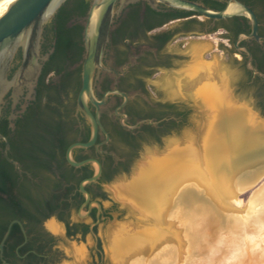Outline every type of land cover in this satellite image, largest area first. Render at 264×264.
I'll use <instances>...</instances> for the list:
<instances>
[{
  "label": "flooded vegetation",
  "instance_id": "af4514ba",
  "mask_svg": "<svg viewBox=\"0 0 264 264\" xmlns=\"http://www.w3.org/2000/svg\"><path fill=\"white\" fill-rule=\"evenodd\" d=\"M211 8L212 3H224L229 0H197ZM243 4V0H238ZM253 5H248L258 18V34L264 36V0H253ZM138 7L136 19H131V5L127 6L122 14L115 19L112 25L107 50L103 59V69L94 83V94L98 100L106 96L105 102L100 106V122L106 130L107 136L99 131L96 143L89 148H75L73 159L82 161L88 158L100 162L103 165L111 160V170L118 172L114 178L125 171H120L121 164L131 162L138 157L143 144L160 146L162 143L179 140L183 129L189 124L190 105L182 98L162 99L158 90L148 82L158 72L171 73L175 71L177 62L181 56L168 50V45L176 37L193 36L197 34H210L221 31L223 38L231 45V53L239 57L242 77L239 81V91H250L253 94V103L244 101L246 107L254 108L262 114L260 108H264V94L260 88L264 86V77L255 74L247 67L248 55L245 51L237 50L235 44L240 34H249L251 26L247 19L245 32L234 37L233 31L227 21L218 22L211 19L202 20L200 16L176 17L160 24L178 10L160 4V15L148 12L149 5L144 2L135 3ZM223 7V8H224ZM222 8V9H223ZM87 14H79L75 10L68 11L65 17L66 32L72 41L80 40L83 45L84 18ZM196 18L203 24H197ZM243 21V20H242ZM176 26H171L174 23ZM152 26L150 29H147ZM56 23L49 30H44L42 53H47L49 45L56 42ZM80 31V38L77 32ZM239 47L246 48L252 55L251 65L263 75L259 68V61L264 65V39L245 38L238 43ZM19 60V58H17ZM81 60L75 63L72 69L81 65ZM15 63V67H17ZM44 66L42 69V73ZM41 73V75H42ZM40 75V77H41ZM62 75L49 73L47 81L58 82ZM40 79V78H39ZM36 87L35 99H26V93L20 96L14 103L10 94L5 98L2 106L1 120L8 121L9 136L3 135L6 140L0 138V221L10 224L11 229L4 241L3 251L0 252V264H56L60 260V251L57 248L59 236L53 235L45 228V222L53 220L64 231L68 239H80L90 235L92 246H87L86 264H105L102 242L97 234L101 223L111 221L112 213L116 211V203L110 202L109 208L103 205L104 197L107 198L105 186L110 182H102L100 178L85 186L90 195L89 203L99 202L101 212L98 217V209L95 205L89 208L83 206L85 196L79 190V178L94 172V166L88 163L79 168L71 166L64 155L56 154L54 157L40 152L41 141L37 137H29L26 125L30 122V114L44 110L46 99L41 102L42 108H29L37 100ZM81 87V86H80ZM80 90V89H79ZM78 90V92H79ZM119 93H112V91ZM72 91L60 96V108H69L71 116L75 119L71 135L74 142H87L91 136V126L85 117L77 110V95ZM237 97L235 91L231 94ZM26 104L25 108H22ZM92 113L96 108L89 104ZM186 113V115H184ZM15 115L14 119L11 117ZM35 116V115H34ZM13 124L14 126L12 127ZM18 124V125H17ZM87 139H85V136ZM113 135V137L111 136ZM129 135L137 141V148L128 145L123 136ZM70 143L69 145H71ZM68 148V147H67ZM66 148V150H67ZM120 171V172H119ZM102 175V174H101ZM64 176V179H62ZM113 178V180H114ZM3 207L13 208L17 216L8 218ZM81 213L85 216L80 217ZM74 216V217H73ZM98 238L91 234V225ZM31 223L32 230L28 233L25 223ZM22 227L20 226V224ZM13 225H17L18 231L11 235ZM7 231V230H6ZM6 233V232H5ZM4 233V235H5ZM47 239H42V235ZM3 235V236H4ZM3 237L0 240L2 241ZM35 244V245H34ZM43 245V251L38 253L37 246ZM33 254L36 257L28 261Z\"/></svg>",
  "mask_w": 264,
  "mask_h": 264
},
{
  "label": "bare ground",
  "instance_id": "6f19581e",
  "mask_svg": "<svg viewBox=\"0 0 264 264\" xmlns=\"http://www.w3.org/2000/svg\"><path fill=\"white\" fill-rule=\"evenodd\" d=\"M14 1H0V16ZM192 48L201 53L207 47L194 42ZM195 67L187 73L210 74L212 64L197 60ZM209 83L197 91L212 111L201 150L191 144L153 158L118 188L119 197H130L141 218L152 223L134 233L126 228L115 233L109 248L116 264H242L245 256L243 264H264V187L256 188L245 206L238 199L263 174L264 123L255 125L250 109L231 103L224 89ZM183 201L195 221L181 229L177 208ZM46 225L61 232L53 220Z\"/></svg>",
  "mask_w": 264,
  "mask_h": 264
},
{
  "label": "water",
  "instance_id": "95a60500",
  "mask_svg": "<svg viewBox=\"0 0 264 264\" xmlns=\"http://www.w3.org/2000/svg\"><path fill=\"white\" fill-rule=\"evenodd\" d=\"M1 1V0H0ZM67 0H15L8 10L0 16V116L5 98L10 94L14 103H17L20 96L26 93V99H35L36 87L42 73L45 62L53 53L51 48L47 53H42L43 33L45 26L53 19L57 11ZM138 2L148 4L152 9L159 10L163 4L172 9H179L196 13L198 16L213 21L226 20L236 16H243L249 20L251 32L240 34L235 48L245 51L248 55L247 67L261 77L264 75L257 71L252 65V55L246 49L238 46V43L245 38L261 41L264 36L258 34V18L255 12L246 4L238 0H229L221 10H213L197 0H92L87 15L84 18L83 45L84 56L81 63V87L77 95V110L85 117L91 126V136L87 142H75L68 146L66 159L68 163L79 168L88 163L94 166L93 174L83 179L79 184L80 192L85 196L83 206L88 205L90 195L85 186L96 182L102 174V167L98 160L88 158L82 161L73 159L75 148H89L96 143L99 131L109 136L100 122V106L105 102L106 96L98 100L94 94V83L103 69V59L109 42V35L115 19L118 18L124 9ZM20 54V59L17 56ZM17 63V67H15ZM227 91L229 86L225 84ZM112 93H119L112 91ZM89 104L96 108L95 113L90 110ZM26 104L22 106L25 108ZM253 113L255 125L264 123V115L256 112L254 108H247ZM15 115L11 117L14 119ZM12 127L14 126L11 124ZM0 138H6L0 134ZM199 144V143H198ZM202 146V140L200 148ZM153 159V158H152ZM148 163V162H147ZM264 187V182L259 186ZM256 190V189H255ZM254 190V191H255ZM252 192V195L255 192ZM251 195V197H252ZM250 197V198H251ZM95 205L98 209V217L101 212L99 202L89 203V208ZM80 209L79 216L84 217ZM54 220V219H53ZM91 225V234L98 238ZM22 227L21 223H19ZM9 225L0 243V252L3 251V244L11 229ZM23 229V227H22ZM24 231V229H23Z\"/></svg>",
  "mask_w": 264,
  "mask_h": 264
},
{
  "label": "rangeland",
  "instance_id": "374dc122",
  "mask_svg": "<svg viewBox=\"0 0 264 264\" xmlns=\"http://www.w3.org/2000/svg\"><path fill=\"white\" fill-rule=\"evenodd\" d=\"M201 19L205 20L203 17H201ZM177 24L179 23L176 22L171 26H176ZM220 33L221 31L210 34L201 33L193 36L176 37L175 40L167 47L171 52H176L181 56L180 61L177 62L175 71L171 73L158 72L148 80V82L154 85V87L158 90V96L162 99L182 98L190 105L189 124L183 129L182 137L179 140L167 141L162 143L160 146H156L154 144H143L138 157L135 159L133 164L130 165L129 171L126 174L117 176L107 186H105L107 198L103 202L104 207L109 208L110 202L116 203V211L112 213V220L101 223L97 229V234L102 242L105 264H116V261L111 257L109 244L112 237L119 229L122 228L125 230L126 228L125 231L128 229V232L132 231L131 233H134L152 223L150 220L141 218L139 211L137 210L138 207L133 206V202L130 197H119L118 188L120 185H129L133 181L134 177L139 175L141 168L146 165L147 162L152 160V158H160L162 156L166 157V155H169L175 148L181 149L183 147V149H186L184 146L186 147L187 145L190 146L192 144L193 147H196L194 148L195 150H201V140L203 141V138L206 136L205 133L207 134L208 116L212 111L209 110L210 108H207L208 106H206V104H204L197 96L199 88L201 89V87L208 85L206 84L207 82H211V84L209 83L210 85L214 83L216 88L220 90L221 88L222 90L224 89L228 96H230L232 101L231 103H235L237 106L245 107L244 101H247L249 104L254 102L252 92L239 91L238 84L242 77L239 57H235L231 53L230 43L227 42V40L223 38ZM194 42L204 43L207 48L202 50L201 53H196L192 48V44ZM197 60L212 64L210 74L208 72H198L199 74L190 73L191 75L188 74L190 69L194 70V68H196L195 63ZM222 78L224 79L223 81ZM225 84L229 86V91H227ZM233 91L237 93V97L231 96ZM247 108L250 107L248 106ZM189 146H187V148ZM263 182L264 170L263 174L255 182H253V184L246 188L242 193L238 194V199L241 201L242 206L247 204L252 192L261 186ZM127 199L130 200V202ZM189 207L191 208V205H189L188 202L183 201L182 206L177 208V211L181 213V216L178 218L179 222H181L178 223V226L181 229L185 226V223H194L195 221V218L187 211ZM256 208V206L253 208V212L256 211ZM47 222H45V228L53 235L60 237V239L57 240V248L60 251V260L56 264H86L85 256L87 254V246L90 247L93 243L90 235H88L85 240L80 239L77 241L76 239H68L65 237L63 230H61L60 233L52 232L47 227ZM227 236L228 234L223 233L221 237ZM261 238H263L262 243L264 245V233L261 235ZM250 243L252 242L248 241L246 244L248 245ZM80 248L83 249L81 254L79 252ZM247 250H249V248ZM249 253L250 251H246L247 255ZM245 258L247 257L245 256L241 259L242 264L246 262Z\"/></svg>",
  "mask_w": 264,
  "mask_h": 264
},
{
  "label": "trees",
  "instance_id": "16d2710c",
  "mask_svg": "<svg viewBox=\"0 0 264 264\" xmlns=\"http://www.w3.org/2000/svg\"><path fill=\"white\" fill-rule=\"evenodd\" d=\"M92 0H67L57 11L53 19L45 26V30L51 29L52 26L56 23V42L55 44H50L48 49L54 48L53 53L50 55L49 59L44 64L43 73L39 79V85L37 88V100L31 105L29 108H42L41 102L43 99H46L44 110L40 109V112L30 114V122L26 125V129L29 137H37L41 141L40 152L46 153L50 156H55L56 154L64 155L66 148L70 143L74 142V138L71 135L73 130V123L75 119L71 116V112L69 108H60L61 105V94H65L68 91L76 93L80 89L81 86V65L76 69H72L71 67L79 62L83 61L84 56V46L80 45V40L72 41L66 32L65 26V17L68 11L75 10L79 14H87V11L90 7ZM244 3L248 5H253L255 2L253 0H243ZM211 9L213 10H221L224 7V3H212L210 4ZM131 19H136L138 15V7L135 4H131ZM178 10L176 14H172L168 16L166 19L160 22L163 23L169 19H173L176 17H189L193 15H197L193 12H188L184 10ZM148 12L153 15H160L157 10L152 9L150 6L148 7ZM259 19H261L260 15H257ZM243 20V21H242ZM197 24H203L204 22L193 19ZM227 21L230 25V30L233 31L234 37L230 39L231 42L234 41L237 34L240 32H245V27L247 25V18L243 16H236L226 20H219L218 22ZM245 27H244V26ZM152 26H149L147 29H150ZM264 33V29H263ZM78 38H80V31L77 32ZM20 54H18L17 58L20 59ZM82 63V62H81ZM259 68L264 73V65L259 61ZM49 73H53L54 75H62L61 79L58 82L47 81V76ZM260 91L264 94V86L260 88ZM262 114L264 115V108H260ZM35 115V116H34ZM186 115V113H184ZM18 125V124H17ZM0 132L6 136H9V128L8 121L1 120L0 121ZM85 136V139H87ZM113 137V135H111ZM124 141L131 145L132 147L137 148L139 146L138 142L133 140L129 135L123 136ZM131 162L127 164H121L120 171L128 172L130 168ZM1 168V167H0ZM119 171V172H120ZM118 172H113L111 170V160L107 161L103 165L102 175L100 177V181L102 182H111L113 178L116 176ZM92 174L88 173L79 178V180H83L85 178L90 177ZM64 179V176H62ZM106 199L105 197L103 198ZM1 211V210H0ZM8 218L17 216V213L13 208L3 207L2 210ZM25 228L28 230V233L32 230V225L30 222L24 224ZM7 230V223L0 221V240L3 237L4 233ZM18 231L17 225H13L11 230V235L15 234ZM42 239H47V237L43 234ZM35 245V244H34ZM44 246L39 245L36 248L38 253L43 251ZM36 256L31 254L28 257V261H32Z\"/></svg>",
  "mask_w": 264,
  "mask_h": 264
}]
</instances>
